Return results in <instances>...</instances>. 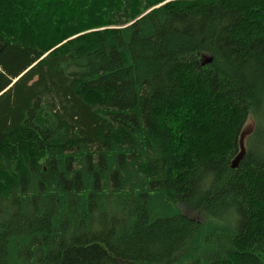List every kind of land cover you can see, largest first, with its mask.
Wrapping results in <instances>:
<instances>
[{
  "label": "trees",
  "instance_id": "16d2710c",
  "mask_svg": "<svg viewBox=\"0 0 264 264\" xmlns=\"http://www.w3.org/2000/svg\"><path fill=\"white\" fill-rule=\"evenodd\" d=\"M0 40V264H264V0H0Z\"/></svg>",
  "mask_w": 264,
  "mask_h": 264
},
{
  "label": "rangeland",
  "instance_id": "374dc122",
  "mask_svg": "<svg viewBox=\"0 0 264 264\" xmlns=\"http://www.w3.org/2000/svg\"><path fill=\"white\" fill-rule=\"evenodd\" d=\"M87 1V0H85ZM92 2V1H91ZM109 2H112V1H109ZM82 10V7L79 8V12ZM65 16H68L70 17V14L69 13H65L64 14ZM72 17V16H71ZM66 19V18H65ZM66 22L70 21V20H65ZM69 23V22H68ZM207 57V56H206ZM255 127V121L253 119V117L251 116L247 123L245 124L244 128H243V131L241 133V138H240V143H241V149L243 151V149L245 148V143H246V140L248 138V136L250 135V133L253 131ZM182 211L186 212L187 214L193 216L194 218H197V219H201V214L197 213V212H192L190 209L188 208H182L181 209Z\"/></svg>",
  "mask_w": 264,
  "mask_h": 264
},
{
  "label": "water",
  "instance_id": "95a60500",
  "mask_svg": "<svg viewBox=\"0 0 264 264\" xmlns=\"http://www.w3.org/2000/svg\"><path fill=\"white\" fill-rule=\"evenodd\" d=\"M3 46H4V43L0 40V51L2 50ZM243 154H244V152H242L241 155H243ZM241 155H240V157H241ZM237 163H238V161H235L234 164H233V167H236Z\"/></svg>",
  "mask_w": 264,
  "mask_h": 264
}]
</instances>
